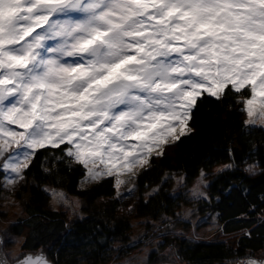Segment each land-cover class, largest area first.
<instances>
[{
  "label": "snow or ice",
  "instance_id": "snow-or-ice-1",
  "mask_svg": "<svg viewBox=\"0 0 264 264\" xmlns=\"http://www.w3.org/2000/svg\"><path fill=\"white\" fill-rule=\"evenodd\" d=\"M213 97L233 98L246 124L254 126L257 111L264 118V0H0V187L7 192L26 186L30 174L51 178L58 187L46 185L44 194L75 212L79 201L60 190L64 177L56 179L68 170L81 173L82 185L115 181L116 189L126 174L130 195L136 170L152 158L150 171L168 141L195 135L194 106ZM234 153L217 173L207 171L212 158L204 161L203 190H186L190 177L180 174L168 199L194 207L153 221V237H175L178 223L210 206L208 177L237 170ZM243 163L242 179L264 177V158ZM245 223L252 226L237 264H264L252 252L240 255L244 240L264 237V214ZM22 248L14 264H53L43 249Z\"/></svg>",
  "mask_w": 264,
  "mask_h": 264
},
{
  "label": "trees",
  "instance_id": "trees-1",
  "mask_svg": "<svg viewBox=\"0 0 264 264\" xmlns=\"http://www.w3.org/2000/svg\"><path fill=\"white\" fill-rule=\"evenodd\" d=\"M218 99L222 97H213L198 104V110L194 106L195 123L189 120V127L195 135L190 139L181 136L183 143L168 141L150 171L146 169L152 164V158L136 170L133 199H121L117 195L115 181L112 184L101 185L96 181L82 185L79 171L64 170L56 178L64 177L60 190L82 202L81 213L70 218L65 211L53 205L50 195L44 194L46 185L58 187L52 184L51 178L33 179L30 174L26 186H22L24 182L17 183L9 192L0 187V198L13 196L24 211L11 224L10 231L23 237L22 246L34 247L37 251L43 249L54 264H111L122 260L134 251L138 243L132 237L134 219L157 221L162 215L177 213L182 204H186L184 199H168L173 194L175 183L173 178L164 182L170 174L189 176L188 185H191L204 167L205 160L212 158L207 171L217 173L223 164L229 163V149H235L237 170L208 177L212 202L205 208L217 215L227 239L195 240L186 237L185 233L162 237V246L159 251L155 246L147 264L169 263L171 255L163 252L167 246H174V256L182 264H229L230 261L236 264L235 253L242 233L252 226L245 221L251 219L255 224L264 214V204H260L264 200V177L241 178L246 176L244 161L249 157L252 160L264 158V125L246 124L249 118L233 98L223 103L217 102ZM40 171L39 166L34 170ZM230 186L234 187L225 195L224 190ZM157 189H161L160 195L146 207L148 196ZM252 204L259 206L257 211L250 210ZM243 244L247 247L240 255L252 252L256 256L264 252V237L258 236L251 242L244 240Z\"/></svg>",
  "mask_w": 264,
  "mask_h": 264
},
{
  "label": "rangeland",
  "instance_id": "rangeland-1",
  "mask_svg": "<svg viewBox=\"0 0 264 264\" xmlns=\"http://www.w3.org/2000/svg\"><path fill=\"white\" fill-rule=\"evenodd\" d=\"M258 108V105H257ZM255 120V123L264 125V118H260L259 112L257 111L254 114V117L252 118ZM174 182L172 186V190L177 186L176 181L179 179L180 175H172ZM121 179L124 181L118 189V192H123L125 195V201H128L130 199H133V195L135 191L131 192L129 195V190L133 187V184L129 183L128 176L126 174L121 176ZM131 180L134 181V177H131ZM135 182V181H134ZM198 188L199 190H203L199 188V185L197 184V179L191 183V185H187L186 190H190L192 188ZM62 191V190H61ZM64 192V191H63ZM67 196V199L70 202H76L79 201V209H77L75 212L72 208L68 206H60L53 202V205L55 207L60 208L61 210L65 211L68 216L71 218L73 216H76L77 214L81 213V207L82 202L80 199L68 195L66 192H64ZM0 233L3 238V251L8 258L10 262L14 263L13 257L20 254V252L23 250L22 248V241L23 237L16 236L10 231V226L12 223H14L20 215L24 214L23 207L19 204V201L14 198L11 195H3L0 198ZM127 199V200H126ZM53 201V199H52ZM194 205L190 203L182 204L180 209L177 211V213H180L183 215V213L193 208ZM171 217L172 215H168ZM212 217H216L215 220L212 219ZM201 218H207L206 223H199V220ZM152 222H148L147 220H141V219H134L133 221V240L138 241L134 246V251L130 252L128 256L122 260L115 261L111 264H145V261H149L150 253L155 249V246L159 243H162V237H153L152 232ZM154 223L159 224L160 219L157 221H154ZM199 223V227L196 226V224ZM177 234L179 233H185L186 237L193 238L195 240H211V239H217V240H224L227 239V236L224 235L220 222L217 218V215L213 212L209 211V209H205L204 212L198 213L197 217H193L191 221H189L186 225L183 223H178L175 226V229ZM147 234V235H145ZM149 240H152V243H149ZM166 255H171V261L169 263L165 264H182L178 257L174 256L175 249L174 246H167L165 247L163 251ZM255 256V255H254ZM257 259L264 261V252H260L259 254H256L255 256ZM237 264V261H236Z\"/></svg>",
  "mask_w": 264,
  "mask_h": 264
},
{
  "label": "water",
  "instance_id": "water-1",
  "mask_svg": "<svg viewBox=\"0 0 264 264\" xmlns=\"http://www.w3.org/2000/svg\"><path fill=\"white\" fill-rule=\"evenodd\" d=\"M0 256H4V257H6V255H5V253H4V251H3V238H2V235H1V233H0ZM7 258V257H6ZM7 260H8V258H7ZM8 264H14L13 262H10L9 260H8ZM54 264V263H53Z\"/></svg>",
  "mask_w": 264,
  "mask_h": 264
}]
</instances>
